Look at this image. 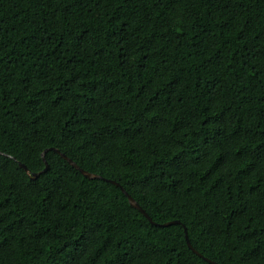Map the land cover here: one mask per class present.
<instances>
[{"label": "trees", "instance_id": "1", "mask_svg": "<svg viewBox=\"0 0 264 264\" xmlns=\"http://www.w3.org/2000/svg\"><path fill=\"white\" fill-rule=\"evenodd\" d=\"M184 225L264 264V0H0V264H214Z\"/></svg>", "mask_w": 264, "mask_h": 264}, {"label": "water", "instance_id": "2", "mask_svg": "<svg viewBox=\"0 0 264 264\" xmlns=\"http://www.w3.org/2000/svg\"><path fill=\"white\" fill-rule=\"evenodd\" d=\"M50 148H47V149H45L44 150V152H43V158H44V160H45V162H46V167L42 170V171H40V172H34L33 174H31L30 173V171H29V168H28V166L25 164V163H23V162H21V161H19V164L24 168V169H26L31 175H32V177L33 178H37L38 177V175L40 174V173H42V172H44V171H46L47 170V168L49 167V163L46 161V153H47V151L49 150ZM52 149H55L56 151H58L60 154H61V156L62 157H64L65 159H67L74 167H76L77 169H79L84 175H86L87 177H89V178H97V177H102L100 174H97V173H93V172H90V171H87V170H85V169H83L81 166H79L73 159H71V158H69L65 153H63V152H61L59 149H57V148H53L52 147ZM11 157H13V156H11ZM15 158V157H14ZM16 159V158H15ZM113 182H115V181H113ZM117 185H119L121 188H122V190L125 192V194L128 196V199H129V202H130V204L132 205V206H134L135 208H137V209H139L151 222H153V223H156V224H161V223H158V222H155L152 218H151V216L149 215V213L135 200V198L131 195V194H129V192L121 185V184H119L118 182H115ZM173 223H181V221L180 220H172V221H168V222H165V223H162L161 225H163V226H167V225H170V224H173ZM184 230H185V235H186V240H187V243H188V245H189V247L191 248V249H193L196 253H198L200 256H202V257H204L206 260H208L209 262H212V263H214V264H218L217 262H215V261H213L212 259H210V258H208V257H206V256H204L202 253H200L198 250H196L194 247H193V245H192V243H191V241H190V238H189V235H188V230H187V227L184 225Z\"/></svg>", "mask_w": 264, "mask_h": 264}, {"label": "snow or ice", "instance_id": "3", "mask_svg": "<svg viewBox=\"0 0 264 264\" xmlns=\"http://www.w3.org/2000/svg\"><path fill=\"white\" fill-rule=\"evenodd\" d=\"M73 264H74V262H73Z\"/></svg>", "mask_w": 264, "mask_h": 264}]
</instances>
